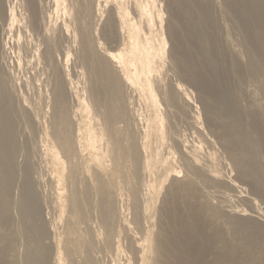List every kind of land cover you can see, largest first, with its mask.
Segmentation results:
<instances>
[{"label":"bare ground","instance_id":"bare-ground-1","mask_svg":"<svg viewBox=\"0 0 264 264\" xmlns=\"http://www.w3.org/2000/svg\"><path fill=\"white\" fill-rule=\"evenodd\" d=\"M80 1L82 8L85 2H90ZM13 3H19L22 13L15 11ZM59 3L60 0H0V264H64L65 257L70 258L72 264H264V178L258 172L260 158L257 155L252 158V153H257L251 143V136L255 134L264 138V108L247 102V94L243 98L241 95L242 99L236 96L233 88L240 90V87L230 70L236 67L241 71L245 66L244 70L255 78L264 98V0L248 2L243 24L245 40L242 41L248 46L243 48L249 59L243 65L237 59L230 61L228 51L218 45L212 1L211 6L203 7V21H196L190 13L183 24L177 20L184 46H180L178 36L172 48L174 62L197 74V85L203 94L200 97L208 100L203 105L204 118L211 128L220 129L219 135L238 174L236 180L247 188L240 192L241 186H237L239 190L233 192V198L246 203L247 209L235 208L225 194L216 195V204L206 193L200 195L202 188H197L196 178L200 186L216 181L204 166L188 160L185 182L166 193L161 214L166 221H160L153 249L145 245L149 240L151 217L141 197H135L131 217L122 223V213L116 207L119 196L112 189L111 176L98 167L88 165L81 172L87 207L79 219L68 220L64 225L55 221V208L42 194V182L37 176L42 128L32 96L39 94L51 100L50 111L45 112L49 114L50 135L56 144L60 147L66 144L72 152L78 151L72 111L76 95L68 69L66 71L74 30L67 6L62 9L63 15L56 18L57 9L61 8ZM90 3L96 16L94 0ZM74 18L85 40L93 35L84 27L83 12L77 11ZM110 20H117L115 14L110 15ZM190 37L201 46L191 43ZM16 71H21L26 78H19ZM93 71L104 84L98 91L99 101L103 102L110 118H114L118 87L114 83L115 73L106 60H99ZM171 94V106L181 110L174 92ZM186 101L191 111V104ZM216 117L224 118L217 126L214 125ZM185 129L188 132L189 128L185 126ZM129 131L134 139L140 135L137 127ZM178 143L181 155L196 146ZM134 144L139 147L135 141ZM140 155L139 147L134 156L135 173L139 178L143 175ZM74 158L71 155L69 160ZM121 228L132 253L130 259L123 258L122 262L114 249Z\"/></svg>","mask_w":264,"mask_h":264},{"label":"rangeland","instance_id":"rangeland-1","mask_svg":"<svg viewBox=\"0 0 264 264\" xmlns=\"http://www.w3.org/2000/svg\"><path fill=\"white\" fill-rule=\"evenodd\" d=\"M211 1L218 27L216 36L218 45L221 44L223 51H228L227 56L230 61L237 59L242 65L246 64L249 58L247 50L243 48L248 47L243 43L246 32L243 24L246 20L244 15L249 0H94L96 16H93L91 0L85 2L84 8L80 0H60L61 8L57 9L55 16L61 17L62 9L67 6L74 30L66 71L68 69L67 74L71 80V87L73 86L74 96L76 95L72 102V111L75 114L74 139L78 147L77 152H72L66 144L60 147L52 139L47 113L51 108L49 106L51 100L39 94L31 97L36 106L35 114L40 121V129L42 128L39 133L42 146L37 176L42 182V194L55 208L56 216L53 214L55 221L64 225L68 220L79 219L86 210L81 172L86 170L88 165L98 167L110 174L112 189L119 196L116 207L118 212L122 213V223L124 219L131 217L135 197H141L144 208L151 217L149 240L145 244L148 248L153 249L154 234L158 232L160 221L164 223L166 221L165 216L161 217L166 193L183 185L188 175L185 168L189 163L195 162L204 166L216 181V183L210 182L208 186L205 185L207 187L204 189L205 186H200L201 182L196 178L197 188L203 190V192L199 190L200 195L207 194L210 200H213L211 202L216 204V195L225 194L231 199L230 204L235 208L247 209L246 203L233 198L235 190L240 189V192H243L247 188L239 182L240 180H236L238 174L225 150V142L219 135L220 129L214 126L211 128L204 118L203 105L208 100L206 97H200H203V94L197 85V74L176 64L172 54L173 42H176L178 36L180 46L184 44L180 36L182 28L177 20L179 19L183 24L190 13V17L196 21H203V7L206 4L211 6ZM14 4L15 11L22 13L19 3H13V6ZM77 11L83 12L84 27L86 30L90 29L93 34L86 40L74 18ZM114 14L117 20L108 21L110 15ZM188 40L196 47L201 46L194 37ZM99 60L108 61L116 76L114 83L118 87L115 97L116 108L112 114L115 115L114 118H110L103 102L99 101L98 91L103 87V81L97 80L93 71ZM199 63L203 66L201 62ZM242 67L241 71L236 67H230L240 87V90L233 88L236 96L241 98L242 95L243 98V95L247 94L245 97L247 102L264 108V98L256 86L255 78L244 70L245 66ZM14 73H17L18 75H15L19 78H26L21 71ZM171 91L174 92L181 110L177 108L174 110L171 106L169 100ZM185 101L191 104V111L185 105ZM209 102L212 104V101ZM184 112L189 116L183 114ZM223 119L216 117L214 125L217 126ZM184 125L189 128L188 132ZM132 126L137 127L140 133L136 139L129 131ZM191 132H194V135ZM254 136H251V143L257 154L252 153V158L254 159L255 155L260 158L258 172L264 178V138L257 134ZM189 137L192 139L188 140ZM194 139L195 142H191ZM134 141L142 151L140 163L143 175L140 178L135 173L134 156L135 150L139 151V147H135ZM178 142L196 146L193 147V151L188 149L187 155L184 156L177 147ZM71 155L75 157L73 161L69 160ZM237 186L241 187L238 189ZM258 203L256 202V205L260 207ZM117 236L118 242L114 249L118 254V260L122 262L123 258L130 259L132 253L124 239L122 228ZM64 264H72L70 258L65 257Z\"/></svg>","mask_w":264,"mask_h":264}]
</instances>
